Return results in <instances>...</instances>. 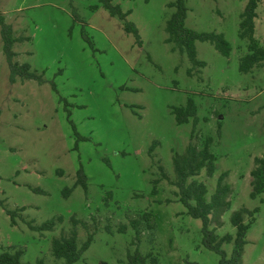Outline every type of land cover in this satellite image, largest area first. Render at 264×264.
Instances as JSON below:
<instances>
[{
	"label": "rangeland",
	"instance_id": "1",
	"mask_svg": "<svg viewBox=\"0 0 264 264\" xmlns=\"http://www.w3.org/2000/svg\"><path fill=\"white\" fill-rule=\"evenodd\" d=\"M174 1L112 0L130 13L139 43L99 0H0V15L22 39L13 48L15 62L43 79L11 82L0 28V200L10 211L25 208L13 227L0 206V253L22 249L23 264H66L53 257L51 242L67 236L75 219L87 226L77 227L79 247L94 234L75 264H128L137 250L149 257L145 264H219L202 244L201 221L188 216L174 186L173 156L189 144L202 150L211 139L215 173L193 180L207 186L210 200L227 174L231 192L229 209L214 210L210 228L234 236L231 215L258 208L241 264H264V195L251 199L249 185L255 158L264 159V65L239 71L248 54L239 38L247 2L187 0L186 27L222 34L232 48L224 57L196 42L197 59L206 65L193 69L166 42ZM257 14L255 38L263 44L264 0ZM188 99L197 106L194 135L193 120L178 125L172 114ZM80 169L87 192L73 188ZM144 213L155 217L156 229L142 226L136 239L131 221ZM19 215L35 226L63 222L41 233ZM223 250L229 258L233 246Z\"/></svg>",
	"mask_w": 264,
	"mask_h": 264
},
{
	"label": "trees",
	"instance_id": "2",
	"mask_svg": "<svg viewBox=\"0 0 264 264\" xmlns=\"http://www.w3.org/2000/svg\"><path fill=\"white\" fill-rule=\"evenodd\" d=\"M99 1L112 17H117L124 23L126 33L133 35L140 43L138 29L133 23L127 21L130 13H124L119 6L113 4L112 0ZM246 2L245 9L240 16L239 24V38L247 42L248 48V54L243 56L239 62V71L243 74H248L254 68L264 65V42L261 44L255 38V20L258 17L257 9L260 0H246ZM168 7L175 11L166 23L165 31L168 34L166 42L173 45L174 51L186 54L193 69L204 68L206 65L197 59L196 42L211 44L224 57L230 55L232 48L222 34L214 32L199 33L186 27V19L189 11L187 0H175ZM0 28L3 41V53L10 69L11 82L15 83L16 78H21L23 81L36 80L42 84V77L32 73L29 65L20 66L15 62L16 53L13 51V48L22 39L14 37L12 26L6 24L5 18L2 15H0ZM86 37L84 39L88 40ZM189 75H191V70L189 71ZM172 114L178 125L188 124L190 120H193L192 135H194L198 125V119L197 106L192 99H188L187 104L183 107L172 108ZM211 142V139H207L202 150H199L193 144H189L184 155L175 154L173 156L174 172L176 175L174 186L178 189L179 201L186 208L188 216L200 220L202 223V244L204 247L219 256V264H241L244 248L247 245L246 237L252 225L255 223V215L258 214L259 209L248 210L243 208L231 215L230 221L235 228L234 236L227 234L220 237L216 234V230L210 228V215L214 210L217 208L221 211L229 209L230 205L227 199L231 192L230 186L225 183L227 174H223L218 178L216 190L210 200L207 199V186L202 182L193 180L199 177L203 171H206L209 176H213L215 173L216 157L210 150ZM154 145L155 143L150 153H153L155 149ZM161 171L163 177H166L162 168ZM157 183V181L154 182V193H156ZM249 185L251 199H256L264 195L263 158H255L254 168L250 173ZM77 186H81L85 192L88 191L87 177L82 169L77 172V179L73 188ZM72 189H67L65 192L69 195ZM0 206L4 208L6 214L11 219L12 226L15 227L17 225L16 218L18 217V213L23 212L25 208L18 211H10L5 208L4 202L1 200ZM19 216L26 222L21 215ZM246 216L251 219L248 223H245ZM62 222V218H58L47 221L40 226H35L32 222H26V224L31 230L44 233L53 232L57 223ZM71 222L73 227L70 233L67 236L54 238L51 242L53 257L57 260H64L66 264L77 263L90 248L94 240V234L89 233L86 241L79 247L77 243V227L78 225H82L87 229V226L85 223L75 219H72ZM142 226H145L148 231H154L156 229L155 217L151 213H144L141 219L131 221V227L136 232V239H139L141 236ZM126 228V226H120L119 232L123 233L126 231ZM224 245L233 246V251L229 258L223 250ZM23 256L24 251L22 249H17L13 252L4 251L0 253V264H23ZM148 259L149 257L143 256L137 250L134 254L128 255V264H145ZM38 264H42V262L40 261Z\"/></svg>",
	"mask_w": 264,
	"mask_h": 264
}]
</instances>
